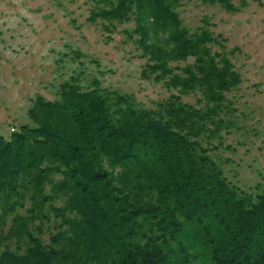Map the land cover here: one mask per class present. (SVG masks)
<instances>
[{
  "label": "trees",
  "instance_id": "obj_1",
  "mask_svg": "<svg viewBox=\"0 0 264 264\" xmlns=\"http://www.w3.org/2000/svg\"><path fill=\"white\" fill-rule=\"evenodd\" d=\"M93 1L91 21H135L142 79L174 92L146 108L71 77L55 100L38 95L30 122L0 136V212L17 239L0 264H264V190L233 185L210 153L242 83L220 41L183 25L182 0Z\"/></svg>",
  "mask_w": 264,
  "mask_h": 264
},
{
  "label": "rangeland",
  "instance_id": "obj_2",
  "mask_svg": "<svg viewBox=\"0 0 264 264\" xmlns=\"http://www.w3.org/2000/svg\"><path fill=\"white\" fill-rule=\"evenodd\" d=\"M233 3L237 11L182 0L177 12L189 30L212 31L220 41L215 50L225 53L242 77L228 94L227 117L233 124L210 153L233 185L255 194L264 190V0ZM96 9L93 0H0V136L7 139L29 123L33 100L38 95L55 100L60 84L71 77L86 86L97 80L133 95L146 108L174 92L142 79L146 59L129 36L135 21L94 22ZM199 98L190 95L184 101L199 106ZM12 217L0 212V250L17 248V239L8 235ZM53 226L43 227L47 243L50 231L56 232Z\"/></svg>",
  "mask_w": 264,
  "mask_h": 264
}]
</instances>
